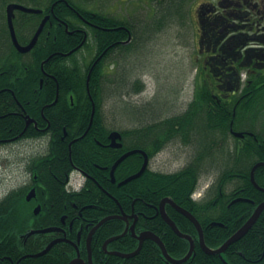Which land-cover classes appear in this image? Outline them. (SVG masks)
<instances>
[{"label":"flooded vegetation","instance_id":"obj_1","mask_svg":"<svg viewBox=\"0 0 264 264\" xmlns=\"http://www.w3.org/2000/svg\"><path fill=\"white\" fill-rule=\"evenodd\" d=\"M37 1L41 6L32 0H0V58L5 61V64H0V100L6 103L0 107V119L18 117L21 120L18 131H21L9 138L15 143H28L34 149L27 152L23 159V184L14 188L22 187V200L19 205L13 204L11 208L8 205L1 211L5 217L3 221L6 222L11 212L15 216L19 215L18 218L22 216V234L15 229L11 232V228L0 227V264H70L74 260L75 264H138L139 256L147 254L148 251L144 249L148 241H151L147 238L141 243L142 234L153 231V228L159 230L160 225L164 229L163 233L172 230L159 206L163 198L173 199L171 196L164 195L158 200L157 189L151 183L147 185L146 192L136 188L134 194L132 189L127 190L129 183L146 172L165 173L153 168L154 156L161 151H153L157 142L154 137L146 138V149L138 148L147 155L145 171L139 177L121 184L142 168L146 155L137 152L127 156L117 166L113 178L111 169L115 161L137 147L126 148L127 136L122 131V138L118 140L122 146H111L110 133L116 128H111L109 132L106 130L107 116H95L92 123L91 116H76L78 119L73 126L78 127V130L70 135L63 123L71 119L66 111L74 106L75 94L72 90V93L65 95L69 90H63L71 89L72 85L66 82L62 85V102L56 105L61 94V86L57 81L55 100L45 102L43 106H40L38 100L34 101L32 107L35 110L41 107V112L33 113L34 116L28 113L22 104V53L18 56L19 64L14 59L12 63L6 44L10 40L13 43L7 5L15 2L43 9L42 13L35 14L39 17L15 10L13 25L21 44L22 38L28 41L33 38L43 18L49 15L41 34H46L45 40L52 39L55 45L59 41L60 48H68L65 51L57 49L50 54L49 57L57 55L58 58L52 61L50 72L42 66V72L47 77L56 79L55 73L63 69L80 66L92 71L97 66L101 72L102 85L106 71L113 70L125 54L136 55L135 45L141 43L139 41L145 35L148 37L151 29L165 25L170 20L179 22L186 34L184 49L193 70L194 97L206 91L210 98L209 102L203 104L199 97L197 112L194 113L195 126H191L189 139L194 140L190 138L192 135L198 136V127L203 119L208 120L209 116L213 121L228 118L230 146L220 149L249 154L257 144L259 153L264 156V0ZM137 6L148 8L147 15L138 14ZM22 13L29 16H23ZM40 87H44L43 78ZM94 104L96 109L95 101ZM47 107L54 112L50 117L45 114ZM92 109L91 102V115ZM51 116L60 123H53ZM22 120L25 122L23 130ZM57 127H63L60 141L54 133ZM87 128L89 135L84 137V141H73L81 137V131ZM212 131L217 135L222 133L217 128ZM236 132L243 136H237ZM7 135L5 131L0 133V139H8ZM132 138L138 143L137 132ZM66 143L70 157L63 153L61 155L55 147ZM75 143L84 145L78 157L80 159L76 162L72 156ZM188 145L191 146L190 143ZM193 157L191 153L187 163L180 169L192 166ZM261 161L264 160L255 163ZM60 165L72 166L74 170L66 182L51 177L54 175L53 169ZM202 165L197 166L201 169L200 178L189 193V198L195 203L211 197L218 200L222 195L220 192L223 187L219 184L222 171L215 167L217 173L214 179L202 183L196 193L203 173ZM226 165L231 168L230 160ZM121 166L134 171L123 176L120 171L116 173ZM261 167L264 166L258 167L255 172L260 170L263 175ZM56 182L63 187L59 195L54 192ZM225 186L226 191H229L232 188L231 181H227ZM165 213L177 225L183 223L189 228L172 203L165 204ZM47 228L53 230L38 232ZM188 236L194 237L191 233ZM56 240L58 242L46 253L34 256ZM134 252L132 256H124ZM160 256L158 262L173 264L162 252ZM152 261V264L157 262L153 258Z\"/></svg>","mask_w":264,"mask_h":264},{"label":"trees","instance_id":"obj_2","mask_svg":"<svg viewBox=\"0 0 264 264\" xmlns=\"http://www.w3.org/2000/svg\"><path fill=\"white\" fill-rule=\"evenodd\" d=\"M22 2H24V0H22ZM32 2L35 3L37 6H41L40 2H38L37 0H32ZM22 15L29 16L24 13H22ZM31 16L39 17L35 14ZM45 35L46 34L40 35L38 43L30 52L22 53V104L27 109L28 113H30L32 116H34L33 113L39 114L41 112V107L35 110L34 107H32L34 103L38 100L40 106H43V103L52 102L53 100H55L56 83L58 81L61 86V94L59 100L56 102V105L60 104L62 102V85H64L65 82L69 83L70 85H72V88L65 89L63 91L67 92L69 90V93L65 94L67 95L72 93L73 90L75 94V104L72 108H70V111H66V113L69 115V117H71V119H68L67 123H63V125H66L67 132L72 135L74 131L78 130V127L73 126V123L78 119L76 118V116H91V100H89L87 86L89 74V87L97 105V110L94 116H100V97L103 89L101 81V72L98 70L97 66H95L92 71H89V69L84 70L82 67L78 66L73 69H63L56 72V79L47 77V75L42 72V63L55 50L59 49L60 51H65L68 50V48H60L58 46L59 41H57V45H55V42L52 39L45 40ZM122 36L124 37V35ZM21 42L22 44H27L29 41L22 38ZM6 44L8 45V48L10 50L11 62L13 63L14 59L16 60V64L18 65V56H21L20 52H18L14 48L11 40L6 41ZM56 58H58L57 55H53L48 59L47 62L44 63L43 66L47 72H50L52 61H54ZM0 64H5V61H3L2 58H0ZM42 78L44 79L43 88L40 87V81ZM119 85L121 86L122 83L120 82ZM135 86H140V80L135 81ZM199 97L202 98L203 104L209 102L210 98H208L206 91H202V93H200V95L197 94L195 99L190 103V107L188 111L184 113V115H175V117L165 119L164 126L162 129H158L153 124L145 125L137 129H133L132 127L124 129L123 132L125 136H127V142L125 144L126 148L142 147L146 149L145 140L147 136H149L148 133H150L151 136L152 134H154L153 136L156 140V137L164 136L163 132H166L165 129L168 130V127H171V132L168 134V136H166V138L174 136L173 132H181L175 129V127L180 126L185 128L186 124L191 123L190 119L193 118H188L186 121H182L180 116L194 117V113H196V108H198ZM3 105H6L5 101L0 100V107H2ZM60 106L61 105H59L58 107ZM52 112V108L50 107H47L45 109V114H49V117ZM52 118L53 123L54 121L55 124L60 123L59 120L54 119V116H51V119ZM227 119L228 118H225L224 120L220 121H211L208 125L216 127L220 129L222 133L227 134V129L229 126V121ZM208 120H212L210 116ZM20 125L21 120L18 117L15 118L14 116H8L4 119H0V133H3L4 131L7 132V134H9L7 135V138H9L14 133H19L21 131H18L20 129ZM24 126L25 122L22 120V130ZM152 126L153 128H150ZM62 129L63 127H57L54 129V133L58 141L61 140ZM136 132H138L139 135H143V138H141L143 141H141V139L138 141V143L134 141L132 137L136 135ZM189 132L190 129H187L183 132L185 142H187V140L189 139ZM128 139H133V141L130 142L128 141ZM81 141H84V139ZM160 145L161 144L155 145L153 150L155 151V153L160 150ZM55 147L58 149V152L61 155L65 154L66 157L68 156L69 150L67 143L64 146L59 145L58 147ZM83 148L84 145H80L77 143L72 146L74 156L73 158L75 162L77 161V159H80L78 157L81 156V150H83ZM220 150L227 151V153L230 154L229 158L230 162H232L230 164L233 169L230 170L228 168L224 170L225 172L222 171L219 184H221L223 188L220 192L222 193V195L219 196L218 200L214 197H211L209 200H205L201 203H195L189 198V193L194 189V187H196L201 174L200 167L196 166L186 167L176 174H166L162 172H155L154 174H150V172H146L139 179L129 183L127 190H133L134 186H136L135 188H138L139 190H144L146 192V189H148L147 185H150L151 183V185H153V188L157 189L158 200L164 195H169L178 204L195 213L203 224L206 243L212 248H217L221 246L226 241V239L233 235L253 214L256 206L264 201V192L258 190L250 180L251 167L254 165L255 162L259 160H264V156L259 153V148L255 145L254 150L249 154L236 152L232 153L230 150L227 149ZM66 168L67 167L64 165L55 167V169H53L54 175L52 174L51 177L59 181L66 182L68 177V170L71 168V166L68 167V169ZM260 169L264 171V167H261ZM119 171L123 174V176H127L134 170H126L124 166H121V168L119 167V169H117L116 173H119ZM255 180L261 187L264 188V174L262 175V172L260 173V170H257L255 172ZM227 181H231L232 183V188L229 189V191H226L225 185ZM54 189L55 194H61V190L63 189L62 184H60L59 182L54 183ZM115 189L119 190V188ZM239 197L249 199L250 201H242L230 204L232 200ZM21 200L22 187L19 189L11 190L5 197L0 200L1 228L8 227L11 228V232L15 229L21 232L22 234V231L20 230L22 228V225H20L22 216L18 218L19 215L15 216L14 212H11L9 215V219L6 222L3 221L5 217H3L2 215L4 213H1V211H3L6 206L9 205V207L11 208L13 204L19 205V202ZM13 217L15 219H18L14 220ZM180 217L183 218V220L187 223V226L189 227L186 228L185 224L180 223V229L183 232L193 234L196 238V248L194 250V254L188 261L183 264H225L223 258H225L229 262V264H264V211L260 215L257 222L254 224V226L248 231V233L240 240L230 245L226 253L222 256L219 254L210 255L205 253L198 241L197 231L193 228L189 220H187L181 214ZM214 221L218 222V224L210 225V222ZM158 229L161 231L157 230L156 228H153V231L161 236L166 245V248L174 258H181L187 254L189 250L188 240L176 236L172 230H167L166 233H163L164 229L161 227V225ZM14 233L16 232L14 231ZM151 244L155 245V247ZM144 250H147L148 252L145 256H139V260L137 262L138 264H152L154 263L152 261V258L154 260H157L155 264H163L158 262L161 257V250L156 246L154 242L148 241V243L146 244V249Z\"/></svg>","mask_w":264,"mask_h":264},{"label":"rangeland","instance_id":"obj_3","mask_svg":"<svg viewBox=\"0 0 264 264\" xmlns=\"http://www.w3.org/2000/svg\"><path fill=\"white\" fill-rule=\"evenodd\" d=\"M136 10L138 14L148 13L146 7L137 6ZM146 36L135 45L136 55L125 54L113 70L105 73L100 97L103 113L100 116H107L110 127L127 129L153 120V117L157 120L184 115L195 99L193 70L184 49L186 34L183 25L170 20L151 29ZM136 80H140L142 87L135 86ZM230 142L229 138L226 141L228 147ZM33 150L23 142L0 146V200L23 184V159L27 152ZM191 153L193 147L185 145L179 137L171 138L154 156L153 168L164 172L176 171L187 163ZM226 153L219 149L213 160L202 162V183L211 182L217 173L215 168L221 170L229 162Z\"/></svg>","mask_w":264,"mask_h":264},{"label":"bare ground","instance_id":"obj_4","mask_svg":"<svg viewBox=\"0 0 264 264\" xmlns=\"http://www.w3.org/2000/svg\"><path fill=\"white\" fill-rule=\"evenodd\" d=\"M88 94H89V96H90V98H91V102L93 103V109H92V114H93V112H94V114H95V112H96V110L97 109H95V104H94V98H93V96H92V93H91V89H90V87L88 88ZM102 109H99V115H102ZM92 117V119H91V123H92V121H93V117H95V116H91ZM171 117H175V116H171ZM171 117H168V118H171ZM156 117H153V120L151 119V120H148V121H146V122H142L141 124H137V125H135L134 127H132L133 129H137V128H140V127H142V126H145V125H149V124H153V125H155L158 129H162L163 128V126H164V120L165 119H168V118H164V119H157V120H154ZM180 118L182 119V121H186L188 118H193V119H190V121H191V123H189V124H186V126H185V128H183V127H180V126H176L175 127V129H177L178 131H181V132H173L174 133V136H172V137H169V138H166V136H168V134L171 132V127L169 128L168 127V130L167 129H165L166 130V132H163V135L164 136H159V137H156V140H155V138H154V140H155V142H157L156 144H161L160 146V150H162L167 144H168V142L169 141H171V138L173 139V138H175V137H181L182 138V140H183V143L185 144V145H188L189 143L191 144V146L193 147V161H192V166L194 167V166H198V165H200V164H202V162H204V161H206V160H213V158H214V155H215V152H217L221 147H223V146H227L228 147V143H226V141L229 139V137H228V134H225V133H221V134H214L215 132L214 131H212V130H216V127H213V126H209L208 124H209V122H211V121H213V120H206V119H203L202 121V123L199 125V127H198V131H199V133H198V136L197 137H195L194 135H192V137H190V138H192V139H194V140H190V139H188L187 140V142H185V140H184V134H183V132L184 131H186L187 129H191V126H195V116L194 117H192V116H188V117H182V116H180ZM91 123H90V126H91ZM111 128H116L115 130H112L111 131V133L112 132H114V131H119L120 133H121V135H122V132H123V130L124 129H122V128H118V127H114V126H112V127H110L107 123H106V130L109 132L110 130H111ZM131 128V127H130ZM150 128H153V126L152 127H150ZM218 129V128H217ZM220 130V129H219ZM89 131V128H87V130L86 131H84V130H82L81 131V134H83L81 137H79V138H77V139H75V140H73V141H77L78 139H80V141H81V139L83 138L84 139V137H86L87 135H89V133H87ZM122 131V132H121ZM110 133V134H111ZM124 133V132H123ZM180 133V134H179ZM227 133H228V131H227ZM136 134V133H135ZM137 135H138V137H139V140L141 139V138H143V135H139V133L137 132ZM148 135L150 136V137H154L153 135L154 134H152V136L150 135V133H148ZM194 136V137H193ZM223 136V137H222ZM148 137V136H147ZM134 139V138H133ZM128 141H130V142H132L133 140H130V139H128ZM141 141H143L142 139H141ZM5 142H7V143H5ZM13 143H15L14 142V140L12 139V138H8V139H6V138H2L1 140H0V146H4V145H7V144H13ZM257 145V144H256ZM230 146V145H229ZM138 148H140V147H137V148H135L134 150H136V149H138ZM229 148V147H228ZM212 149L214 150V151H212ZM141 150V149H140ZM230 150V149H229ZM68 155H69V152H68ZM72 156H73V152H72ZM67 157H70V156H67ZM119 159V158H118ZM117 159V160H118ZM116 160V161H117ZM125 159H123L120 163H122L123 161H124ZM116 161H115V163H116ZM261 162H264V161H261ZM69 163H71V162H69ZM114 163V164H115ZM119 163V164H120ZM213 163H215V161L213 162ZM231 163V162H230ZM113 164V165H114ZM257 163H255L254 164V166L256 165ZM221 165H224V164H221ZM261 166H264V165H261ZM70 167V166H69ZM260 167V166H259ZM66 169H68V167L66 168ZM184 169V168H183ZM183 169H178V170H176V171H173V172H165L166 174H176V173H178V172H180V171H182ZM226 169H228V166L227 165H224V167H222V169H221V171H223V172H225L224 170H226ZM230 169H233L232 168V166H231V168ZM220 170V169H219ZM74 170L72 169V166H71V168L68 170V175L70 174V173H72ZM222 174V173H221ZM202 175H203V173H202ZM202 175H201V177H202ZM253 183V182H252ZM201 184H202V182H201V179H200V184L198 185V188L196 189V193H197V191L200 189V187H201ZM254 184V183H253ZM255 186V185H254ZM256 187V186H255ZM257 188V187H256ZM258 189V188H257ZM258 190H260V189H258ZM136 191H137V189L134 187L133 188V193L134 194H136ZM204 191V190H203ZM240 198V197H239ZM239 198H236L235 200H232L231 202H230V204H234V203H237V202H242V201H246V200H238V201H236L237 199H239ZM242 199H245V198H242ZM169 200H172L173 201V199H171V198H169V197H165V198H163L162 200H161V202H160V208H161V212H162V214H163V211L165 212V204L166 203H171ZM182 209H185L186 211H188L194 218H195V221L196 222H194L190 217H188L187 215H185L184 213H182L181 211H179L180 213H181V215L182 216H184L187 220H189V222L192 224V226H193V228L197 231V238H198V241H199V243H200V231L199 230H202V232H203V235H205V233H204V227H203V224H202V222H201V220L198 218V216L195 214V213H193L191 210H189V209H187V208H185V207H181ZM255 211V210H254ZM254 213V212H253ZM172 220V219H171ZM172 222L175 224V226L177 227V229H178V231L180 232V233H182V234H186V235H188V233H186V232H183L181 229H180V227H179V225H177L176 223H175V221H173L172 220ZM218 224V222H210V225H217ZM169 225H170V227L172 228V231H173V233L176 235V236H178V237H180V238H182V239H185V240H188V242H189V250H188V252L190 251V248H191V240L190 239H188V238H186V237H184V236H181V235H179L175 230H174V228L172 227V225L169 223ZM222 225V224H221ZM151 233H154L157 237H159V239L163 242V244L165 245V243H164V241H163V239L161 238V236L159 235V234H157L156 232H154V231H151ZM232 236V235H231ZM230 236V237H231ZM191 237V239H192V241H193V243H194V250H195V248H196V243L194 242V238L195 237H193V236H190ZM229 237V238H230ZM244 237V236H243ZM228 238V239H229ZM152 242H154L156 245H157V247L161 250V252H162V255L164 256V257H166L165 255H164V252H163V250H162V247L160 246V244L157 242V241H155L154 239H151V238H149ZM228 239H226V241L228 240ZM225 241V242H226ZM224 242V243H225ZM223 243V244H224ZM222 244V245H223ZM221 245V246H222ZM232 245V244H231ZM221 246H219V247H221ZM219 247H217V248H215V249H213V248H211L212 250H216V249H218ZM210 248V247H209ZM229 248V247H228ZM227 248V249H228ZM203 249V248H202ZM204 250V249H203ZM205 251V250H204ZM227 251V250H226ZM226 251L224 252V253H222V254H219V255H223V254H225L226 253ZM167 252H168V249H167ZM188 252H187V254H188ZM205 253H207V252H205ZM187 254L186 255H184L183 257H181V258H175V260H182V259H184L186 256H187ZM207 254H209V253H207ZM169 255H171V254H169ZM172 256V255H171ZM224 259V261L226 262L227 260L225 259V258H223ZM187 261V260H186ZM186 261H183V262H175V263H173V264H183V263H185Z\"/></svg>","mask_w":264,"mask_h":264},{"label":"water","instance_id":"obj_5","mask_svg":"<svg viewBox=\"0 0 264 264\" xmlns=\"http://www.w3.org/2000/svg\"><path fill=\"white\" fill-rule=\"evenodd\" d=\"M18 9V10H22L24 12H28V13H42L43 10L42 9H39V8H34V7H28L26 5H23V4H19V3H10L8 6H7V16H8V21H9V25H10V28H11V33H12V39H13V43L15 45V47L17 48V50L21 53H27V52H30L34 47L35 45L37 44L38 42V39H39V36L40 34L42 33L43 31V28L45 26V23L47 22V20L49 19V15L45 16L39 26V28L37 29L35 35L33 36V38L31 39V41L28 43V44H21L16 36V32H15V29H14V25H13V19L15 17V10ZM48 60V59H47ZM45 60L43 62V64L47 61ZM89 80H90V76L88 77V88H89ZM92 98V97H91ZM92 116H94V112L92 114ZM30 121H32L30 119ZM30 121L28 123H30ZM236 135L237 136H243L242 133H239V132H236ZM110 138L112 140L111 142V146L113 147H121L122 146V143L119 142L118 140L122 138V135L119 131H114L110 134ZM144 153L146 155V153L143 151V150H140V149H136V150H131L127 153H125L124 155H122L117 161L116 163L113 165L112 169H111V175L112 177L114 178V173H115V170L117 168V166L119 165V163L125 159L127 156L133 154V153ZM261 165H264V162H258L253 168H252V172H251V180L252 182L254 183V185L264 191V188L261 187L255 180V177H254V173H255V170L261 166ZM146 166H147V155H146V160H145V163L144 165L142 166V168L135 174L131 175L129 178L125 179L124 181L121 182V184H124V183H127L128 181H131L132 179H135L137 177H139L140 175H142V173L145 171L146 169ZM238 200H246L247 199H242V198H239L237 199L236 201ZM179 211H181L182 213H184L185 215H187L188 217H190L194 222L195 221V218L188 212L186 211L185 209H182L180 206L176 205L174 201L172 200H169ZM264 211V201L261 202L260 204H258V206L256 207L254 213L249 217V219L221 246L219 247L218 249L216 250H212L211 248H209V246L206 244L205 242V238H204V235H203V232L202 230H199L200 231V244L202 246V248L205 250V252L209 253V254H222L224 253L227 248L237 242L238 240H240L243 236H245L248 231L254 226V224L257 222V220L259 219L260 215L262 214V212ZM163 215H164V218L165 220L170 223L172 225V227L174 228V230L181 236H184L188 239L191 240V248H190V251L188 252L187 256L182 259V260H175L174 258H172L168 252H167V249L165 247V245L163 244V242L159 239V237H157L154 233H151V232H145L142 234V236L140 237V240H141V243L144 239H147V238H151V239H154L155 241H157L160 246L162 247V250L164 252V255L166 256V258L175 263V262H183V261H186L187 259H189L192 254H193V251H194V243L191 239L190 236L186 235V234H182L178 231L177 227L175 226V224L172 222V220L166 215V213L163 211ZM53 230V228H47V229H44V230H40L38 232H47V231H51ZM91 234H93V232H91ZM91 234H90V237H89V241L91 239ZM56 242H58V240L52 242L44 251L40 252L39 254H36L34 256H39V255H42L44 253H46ZM138 251V250H137ZM136 251V252H137ZM136 252L134 253H131V254H125L124 256L126 257H129V256H132L134 255ZM76 263V260L72 261L70 264H75ZM226 264H228L226 262Z\"/></svg>","mask_w":264,"mask_h":264}]
</instances>
